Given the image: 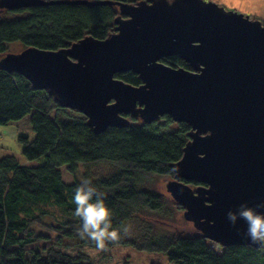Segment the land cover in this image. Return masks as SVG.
I'll use <instances>...</instances> for the list:
<instances>
[{
    "label": "water",
    "instance_id": "1",
    "mask_svg": "<svg viewBox=\"0 0 264 264\" xmlns=\"http://www.w3.org/2000/svg\"><path fill=\"white\" fill-rule=\"evenodd\" d=\"M38 4L49 3L0 0V9ZM120 6L127 18H119L108 39L86 38L61 51L28 48L6 55L0 66L83 114L96 132L127 127V116L189 124L191 140L167 192L204 239L223 248H262L247 238L243 220L233 227L228 213L264 203L263 21L207 0ZM171 57L192 71L161 62ZM131 71L142 86L116 78ZM186 182L203 186L194 191Z\"/></svg>",
    "mask_w": 264,
    "mask_h": 264
},
{
    "label": "trees",
    "instance_id": "2",
    "mask_svg": "<svg viewBox=\"0 0 264 264\" xmlns=\"http://www.w3.org/2000/svg\"><path fill=\"white\" fill-rule=\"evenodd\" d=\"M71 1L81 0H44L49 4L0 9V60L14 42L22 43L24 50L61 51L86 38L104 41L116 34L119 18H127L121 4L148 0ZM161 62L192 71L180 57ZM116 78L134 87L143 85L132 71ZM127 118V127L96 132L83 114L63 108L19 72L0 66V126L35 134L33 140L25 133L18 135L26 161L15 155L0 159V264H80L87 258L78 254L80 247L96 244L81 235L73 199L83 179L103 193L111 211L117 239L106 240L109 247L162 252L173 264H264V243L262 248H223L201 234L160 232L158 224L170 219L169 200L178 210L184 208L170 195L141 185L156 176L175 179L173 165L184 157L192 127L169 116L152 123ZM98 166L109 170L96 175L92 168ZM137 221L135 232L125 234Z\"/></svg>",
    "mask_w": 264,
    "mask_h": 264
},
{
    "label": "rangeland",
    "instance_id": "3",
    "mask_svg": "<svg viewBox=\"0 0 264 264\" xmlns=\"http://www.w3.org/2000/svg\"><path fill=\"white\" fill-rule=\"evenodd\" d=\"M24 50V46L20 42L11 43L7 54L18 55ZM25 133L33 140L35 134L24 128L2 127L0 126V159L6 155H15L19 161H26L22 154V145L18 141V135ZM109 167L98 166L93 167V173L103 174L108 172ZM171 181L169 177L156 176L154 179L145 181L141 187L150 191H155L164 195H170L167 192L166 185ZM168 211L170 213V219L158 224L161 233L164 232H180L183 234H191L195 231L193 225L186 221L182 211L178 210L173 202L169 200ZM139 221L129 224L125 234L135 232L138 228ZM140 233V232H139ZM127 237V236H126ZM71 254L85 255L87 258L80 261V264H173L170 262L168 256L162 252H151L138 250L130 245H115L113 247L105 246L103 249H99L96 245L80 247L79 253L77 251H71Z\"/></svg>",
    "mask_w": 264,
    "mask_h": 264
},
{
    "label": "clouds",
    "instance_id": "4",
    "mask_svg": "<svg viewBox=\"0 0 264 264\" xmlns=\"http://www.w3.org/2000/svg\"><path fill=\"white\" fill-rule=\"evenodd\" d=\"M75 214L82 221L81 235L94 241L96 247L103 249L106 240L117 239V230L111 223V211L106 206L103 193L88 179H83L74 194ZM264 203H258L255 208L241 205L240 209L228 213L229 222L235 227L240 220L247 225L245 235L253 243H264ZM126 231V229H125Z\"/></svg>",
    "mask_w": 264,
    "mask_h": 264
},
{
    "label": "crops",
    "instance_id": "5",
    "mask_svg": "<svg viewBox=\"0 0 264 264\" xmlns=\"http://www.w3.org/2000/svg\"><path fill=\"white\" fill-rule=\"evenodd\" d=\"M226 7L228 10L249 15L264 23V0H207Z\"/></svg>",
    "mask_w": 264,
    "mask_h": 264
},
{
    "label": "flooded vegetation",
    "instance_id": "6",
    "mask_svg": "<svg viewBox=\"0 0 264 264\" xmlns=\"http://www.w3.org/2000/svg\"><path fill=\"white\" fill-rule=\"evenodd\" d=\"M191 188H192V190H196L197 188H199L200 186H203L202 184H197V183H193V182H186ZM184 212H185V209L183 210V214H184ZM192 225H193V227H194V229H195V231L194 232H192V233H197V234H201V235H203V232H201V231H199L198 229H196L195 228V226H194V224L193 223H191ZM191 233V234H192Z\"/></svg>",
    "mask_w": 264,
    "mask_h": 264
}]
</instances>
